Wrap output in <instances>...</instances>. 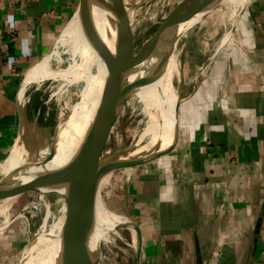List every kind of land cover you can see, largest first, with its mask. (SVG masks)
I'll return each instance as SVG.
<instances>
[{
  "label": "crops",
  "instance_id": "1",
  "mask_svg": "<svg viewBox=\"0 0 264 264\" xmlns=\"http://www.w3.org/2000/svg\"><path fill=\"white\" fill-rule=\"evenodd\" d=\"M79 4L0 0V148L19 135L20 82ZM240 12L235 48L179 105L174 147L127 179L140 264H193L196 243L202 264H264V211L247 261L264 210V0H244Z\"/></svg>",
  "mask_w": 264,
  "mask_h": 264
},
{
  "label": "rangeland",
  "instance_id": "2",
  "mask_svg": "<svg viewBox=\"0 0 264 264\" xmlns=\"http://www.w3.org/2000/svg\"><path fill=\"white\" fill-rule=\"evenodd\" d=\"M122 1L136 51L140 44L155 30L159 22L182 0ZM240 10L231 0H227L208 15L202 17L197 23L184 28L179 34L172 53L173 65L168 69L170 70L171 91L176 93L178 86H180L179 94L182 101H186L190 97L193 84L203 83L206 81L205 76H208L209 71L211 73V70H218L219 57H224L225 52L235 48V41L239 34L236 30V23L241 13ZM71 17L57 34L43 57H46L48 65V67L47 65L43 67L44 70L51 69L53 75L32 81L24 91L23 103L27 123L32 134L38 140L42 158L48 152L57 124L77 107L81 93L86 86L82 77L83 74L76 76L78 72H83L81 58L77 53L72 52L68 37L65 36L64 32ZM35 65L30 68L29 72ZM79 65L81 66L79 67ZM68 67L70 69L75 68L76 71H72L74 73L68 72L70 70ZM94 68L91 67L89 71L95 73L96 69ZM44 70L41 75L46 73ZM72 75L74 76L72 77ZM65 84L67 85L65 86ZM184 104L182 103L180 107H185ZM140 107L141 102L134 97L133 91L130 90L110 124V132L104 146L105 152L119 151L132 142L136 143L137 147L147 142V139L138 141L135 134L146 121V116ZM18 138L19 135L11 139L13 141H10V144L0 148V177L4 174L2 170L4 169V161ZM25 148L22 156L28 160L34 152L33 142L30 140L29 145ZM136 168V166H125L111 171L107 175L106 184L101 188L100 194L104 198L108 211L116 216L125 214L123 201L127 179L134 175ZM39 194L40 191L36 189H28L16 197L11 204L9 210L11 218L5 227L0 228V264H14L21 255L22 260L29 258L32 261L34 248L30 246L38 234L44 229L53 227L66 216V201L62 195L48 190L43 195ZM1 221L2 217L0 216V225ZM115 230L118 234L110 233L107 241L97 239L95 264H132L131 232L127 228H115Z\"/></svg>",
  "mask_w": 264,
  "mask_h": 264
},
{
  "label": "water",
  "instance_id": "3",
  "mask_svg": "<svg viewBox=\"0 0 264 264\" xmlns=\"http://www.w3.org/2000/svg\"><path fill=\"white\" fill-rule=\"evenodd\" d=\"M96 0H80L84 14L90 24L91 7ZM227 0H182L170 11L155 30L140 44L135 51L130 24L126 16V10L122 0H104V7L112 14V24L115 29L113 50L103 43L107 76L105 78L102 94L98 104L87 122L81 142L69 162L61 170L44 168L42 172L34 175L25 182H21L20 176L26 175L27 166L37 164L45 166L55 154L58 128L63 119L57 124L47 154L42 160L39 158V143L29 129L23 103L24 91L32 81L25 78L20 82L16 95V109L18 114V130L24 146L33 142L34 152L26 160L24 166L16 167L4 173L0 177V201L11 197H18L28 189L48 190L62 195L66 201V226L62 239V254L67 264H95L96 255L94 250L89 249L88 241L92 230L97 225V214L94 207V191L99 177L106 173L125 166H137L152 161L167 152L176 144L178 137L177 111L182 97L178 91H171L172 86H167V92L173 97V123L171 139L163 145L154 146L148 151H143L132 142L119 151L105 152L106 138L110 132V124L116 117L127 93L134 91L143 85L142 78L137 77V72L146 64L156 50L174 38L178 39L184 28L197 23L202 17L208 15L218 5ZM131 75H135L130 79ZM165 101V100H163ZM33 167V166H32ZM124 212L117 216L114 228H127L134 239L131 245L132 264H140L141 236L138 226L130 217L123 201ZM261 210L253 227L247 261H251L256 250L257 238L262 218ZM25 252V251H23ZM22 262V255L14 264ZM193 264H202V255L198 245H195Z\"/></svg>",
  "mask_w": 264,
  "mask_h": 264
},
{
  "label": "bare ground",
  "instance_id": "4",
  "mask_svg": "<svg viewBox=\"0 0 264 264\" xmlns=\"http://www.w3.org/2000/svg\"><path fill=\"white\" fill-rule=\"evenodd\" d=\"M103 1L104 0H96L91 7L92 24L88 22L81 6H78L64 31L65 36L68 37L72 52L77 53L81 58L80 62L81 65H83L81 67L83 72H78L76 76H81V74H83L82 77L86 82V86L81 93L79 104L63 119L62 124L58 128L55 154L52 160L44 167L38 165L40 164L39 161L36 162L37 164L33 163L30 167L27 166L26 169L29 170L26 175L20 176L19 180L21 182H25L34 175L42 172L44 168L61 170L72 158L81 142L87 122L90 120L102 94L105 78L107 76L108 70L102 43L110 50H113L115 39V29L112 24L113 17L111 12L104 7ZM231 2L237 8H243L244 0H231ZM176 40L177 38H174L169 43L161 45L151 56V59L140 67L136 75L137 77L142 78L143 85L136 88L133 91V94L134 97L141 102L140 108L146 116V121H144L145 123L143 127L141 126L142 128L135 134L140 142L141 140L147 139L145 144L138 147L143 151H148L154 146L166 144L171 139L174 95L171 96V94L167 92V86L170 84V70L168 67L173 65L172 53ZM84 62L85 64H83ZM45 65H47L46 57L38 62L31 72H29L30 69L28 70L25 75V80L37 81L39 78L52 76L53 71L51 69L44 70L45 68L43 67H45ZM81 65H79V67ZM91 67H95V73L89 71ZM43 70L46 71V73L44 72L45 74L41 75ZM72 71L75 72L76 69H70L68 72L74 73ZM73 76L74 75H72V77ZM133 77H135V75H131L130 79ZM65 81H67V79H65ZM66 85L67 84H65V86ZM107 139L108 136L106 142ZM13 146L12 151L9 152L10 154L8 153L9 156L6 157V160L4 161V169H2L3 167L1 168L4 173L28 163L22 156L26 148L20 137ZM38 159H43L41 153L39 154ZM108 174L109 173H106L99 177L94 191V207L97 214V225L92 230L88 241L89 249L91 251L97 246V239H99V241H107L110 233L115 235L118 234V232L116 233L117 229L115 230L114 225L121 219L108 211L104 198L100 194L101 188L107 182ZM45 191V189H41L39 195H43ZM14 200L15 197H11L0 201V216L2 217L0 228L5 227L9 222L11 218L9 210ZM66 219L67 216L54 224L53 227L41 231L30 246L31 248H34L32 261L29 258H25L20 264H67L62 254V239L65 233ZM131 238L133 241L134 237L132 234Z\"/></svg>",
  "mask_w": 264,
  "mask_h": 264
}]
</instances>
